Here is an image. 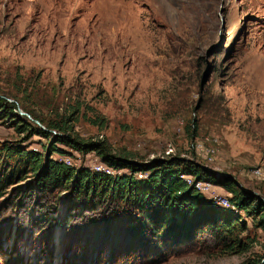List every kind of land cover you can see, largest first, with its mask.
I'll list each match as a JSON object with an SVG mask.
<instances>
[{
    "label": "rangeland",
    "instance_id": "1",
    "mask_svg": "<svg viewBox=\"0 0 264 264\" xmlns=\"http://www.w3.org/2000/svg\"><path fill=\"white\" fill-rule=\"evenodd\" d=\"M10 109L31 123L19 109L45 123L72 118L81 139L105 140L132 163L210 169L179 176L245 223L232 238L249 247L221 252L208 233L144 244L125 230L127 215L141 219L126 205L77 213L64 192L22 200L15 184L0 197V264L264 263V232L220 185L230 174L264 200V0H0V146L46 154L57 132L18 133ZM54 144L63 152L52 159L130 174ZM38 201L55 209L42 228L32 219Z\"/></svg>",
    "mask_w": 264,
    "mask_h": 264
},
{
    "label": "trees",
    "instance_id": "2",
    "mask_svg": "<svg viewBox=\"0 0 264 264\" xmlns=\"http://www.w3.org/2000/svg\"><path fill=\"white\" fill-rule=\"evenodd\" d=\"M27 112L45 128L33 120L35 124L20 118L10 109L5 116L17 122L18 133L37 134L45 138L51 136L52 130L57 133L54 141L46 146V154L9 144L0 146V197L6 194L8 188L18 184L13 196L22 193V200H30L34 193L41 201L64 192L70 197V207L77 213L101 203H120L141 215V219L127 215L125 230L129 237L144 244L167 240L187 243L195 241L202 233H208L221 252H243L248 249V244L239 238H232L237 226L245 229V223H238L240 218L233 212L218 208L213 201L205 199L194 185L179 176L186 174L198 179L211 177L208 170L197 165L179 170L175 159L132 163L128 154L113 153L105 140L81 139L69 125L72 118L62 123H45L32 112ZM93 123L103 125V120ZM55 142L79 152H94L107 166L115 170L128 169L130 174L112 175L85 167L76 168L64 161L52 159V153L63 152L55 146ZM137 172L147 175L138 179L134 176ZM220 185L232 194L231 204L243 210L264 232V202L231 181L225 180ZM48 210L46 202H43L38 204L36 214H32L34 225L38 228L55 222V209Z\"/></svg>",
    "mask_w": 264,
    "mask_h": 264
},
{
    "label": "water",
    "instance_id": "3",
    "mask_svg": "<svg viewBox=\"0 0 264 264\" xmlns=\"http://www.w3.org/2000/svg\"><path fill=\"white\" fill-rule=\"evenodd\" d=\"M19 113H20V114H23V115H26V116H28L29 118H31L29 114H27L26 112H23V111L20 110V109H19ZM31 119H32V118H31ZM32 120H33L35 123L39 124L40 127L44 129V127L39 123L38 120H36V119H32ZM205 169H206V170H210V169H208V168H205ZM221 174H222V176H225V178H228V180L231 181V182H233L236 186H238L239 188H241L243 191L251 192V193L255 194V193L252 192L251 190H249V189L243 187L239 182H237V180L235 179V177H233L232 175H230V174H226V173H221ZM255 195H256V194H255ZM256 196H257L261 201L264 202V200H263L261 197H259L258 195H256Z\"/></svg>",
    "mask_w": 264,
    "mask_h": 264
},
{
    "label": "bare ground",
    "instance_id": "4",
    "mask_svg": "<svg viewBox=\"0 0 264 264\" xmlns=\"http://www.w3.org/2000/svg\"><path fill=\"white\" fill-rule=\"evenodd\" d=\"M222 204V203H221Z\"/></svg>",
    "mask_w": 264,
    "mask_h": 264
}]
</instances>
